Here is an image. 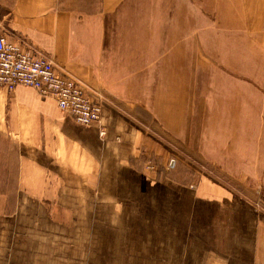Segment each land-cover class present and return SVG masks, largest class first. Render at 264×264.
Listing matches in <instances>:
<instances>
[{
    "label": "crops",
    "instance_id": "1",
    "mask_svg": "<svg viewBox=\"0 0 264 264\" xmlns=\"http://www.w3.org/2000/svg\"><path fill=\"white\" fill-rule=\"evenodd\" d=\"M184 3L0 0V34L104 97L99 124L82 126L31 88L0 89V264H264V211L210 177L150 179L139 158L169 152L143 111L186 135L188 32L175 23ZM220 3L245 43L264 39V0ZM232 91L212 97L219 111L252 101ZM205 125V159L245 157Z\"/></svg>",
    "mask_w": 264,
    "mask_h": 264
},
{
    "label": "rangeland",
    "instance_id": "2",
    "mask_svg": "<svg viewBox=\"0 0 264 264\" xmlns=\"http://www.w3.org/2000/svg\"><path fill=\"white\" fill-rule=\"evenodd\" d=\"M220 1L186 0L178 6L175 23L181 25L182 30L186 26L188 32L190 79L186 135L183 141L177 140L165 132L158 120L143 111L147 122L144 129L156 144L165 146L169 152H166L167 158H160L141 150L139 158L150 179L157 180L158 176L165 177L171 172L189 175L191 183L192 178L200 181L210 177L264 211V39L256 37L252 45L245 43L244 36L230 26L232 22L222 19L220 10L224 6ZM234 86L237 94L250 96L252 101L243 105V101L237 99L230 112L227 108L230 102H226L223 103L225 108L221 107L224 111H219L212 97L215 93H219L221 99L232 96ZM210 107L215 111L210 112ZM205 124H214L212 135L218 136L221 146L225 141L230 145L232 142L245 157L221 165L205 159L200 152L203 130H207ZM216 126L218 132H215ZM234 129L236 138L232 140ZM100 130L104 129L100 127ZM208 141L211 145L212 141ZM171 159L177 161L176 167L168 170Z\"/></svg>",
    "mask_w": 264,
    "mask_h": 264
},
{
    "label": "built area",
    "instance_id": "3",
    "mask_svg": "<svg viewBox=\"0 0 264 264\" xmlns=\"http://www.w3.org/2000/svg\"><path fill=\"white\" fill-rule=\"evenodd\" d=\"M18 87L31 88L53 100L82 126L101 121L104 100L100 94L91 96L74 78L60 73L52 58L0 34V89L13 93ZM100 134L104 136V130ZM176 162L169 160L167 169H174Z\"/></svg>",
    "mask_w": 264,
    "mask_h": 264
}]
</instances>
